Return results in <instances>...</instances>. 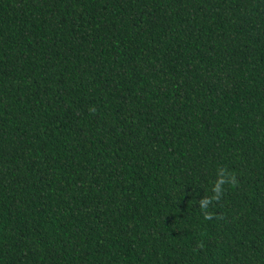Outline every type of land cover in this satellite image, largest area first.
I'll return each instance as SVG.
<instances>
[{
    "label": "trees",
    "instance_id": "obj_1",
    "mask_svg": "<svg viewBox=\"0 0 264 264\" xmlns=\"http://www.w3.org/2000/svg\"><path fill=\"white\" fill-rule=\"evenodd\" d=\"M0 264H264V0H0Z\"/></svg>",
    "mask_w": 264,
    "mask_h": 264
}]
</instances>
